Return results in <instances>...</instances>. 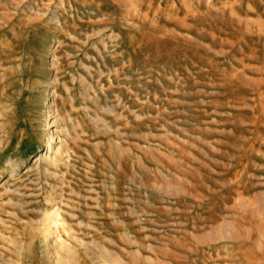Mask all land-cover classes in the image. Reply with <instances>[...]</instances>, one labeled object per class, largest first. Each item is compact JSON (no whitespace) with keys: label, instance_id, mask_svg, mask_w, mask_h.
Listing matches in <instances>:
<instances>
[{"label":"rangeland","instance_id":"374dc122","mask_svg":"<svg viewBox=\"0 0 264 264\" xmlns=\"http://www.w3.org/2000/svg\"><path fill=\"white\" fill-rule=\"evenodd\" d=\"M0 264H264V0H0Z\"/></svg>","mask_w":264,"mask_h":264},{"label":"bare ground","instance_id":"6f19581e","mask_svg":"<svg viewBox=\"0 0 264 264\" xmlns=\"http://www.w3.org/2000/svg\"><path fill=\"white\" fill-rule=\"evenodd\" d=\"M50 124H53V123H50ZM54 143H55V139H53V136L50 134L48 137V141L46 142V145L44 146V149H45L44 151L48 152L50 150L55 149V147L52 146V144H54ZM53 224H54V221H51L44 226L45 227L44 231L47 233V236H48V234L50 235V233H51V227L50 226H52Z\"/></svg>","mask_w":264,"mask_h":264}]
</instances>
